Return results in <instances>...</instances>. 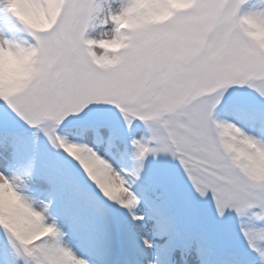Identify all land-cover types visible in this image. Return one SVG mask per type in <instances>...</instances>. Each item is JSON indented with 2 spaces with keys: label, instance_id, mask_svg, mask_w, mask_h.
Wrapping results in <instances>:
<instances>
[{
  "label": "snow or ice",
  "instance_id": "obj_1",
  "mask_svg": "<svg viewBox=\"0 0 264 264\" xmlns=\"http://www.w3.org/2000/svg\"><path fill=\"white\" fill-rule=\"evenodd\" d=\"M259 29L264 0H0V264H264Z\"/></svg>",
  "mask_w": 264,
  "mask_h": 264
},
{
  "label": "clouds",
  "instance_id": "obj_2",
  "mask_svg": "<svg viewBox=\"0 0 264 264\" xmlns=\"http://www.w3.org/2000/svg\"><path fill=\"white\" fill-rule=\"evenodd\" d=\"M30 22L35 26H41L43 21L38 15L29 17ZM252 39L264 42V29L254 31ZM27 57H22L19 61H14L7 54H0V66H2L5 79L9 77H22L25 72Z\"/></svg>",
  "mask_w": 264,
  "mask_h": 264
},
{
  "label": "rangeland",
  "instance_id": "obj_3",
  "mask_svg": "<svg viewBox=\"0 0 264 264\" xmlns=\"http://www.w3.org/2000/svg\"><path fill=\"white\" fill-rule=\"evenodd\" d=\"M235 238V235H234V226H233V239Z\"/></svg>",
  "mask_w": 264,
  "mask_h": 264
}]
</instances>
